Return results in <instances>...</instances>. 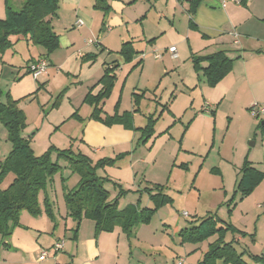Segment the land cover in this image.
<instances>
[{
	"label": "rangeland",
	"instance_id": "374dc122",
	"mask_svg": "<svg viewBox=\"0 0 264 264\" xmlns=\"http://www.w3.org/2000/svg\"><path fill=\"white\" fill-rule=\"evenodd\" d=\"M107 1L111 2V0ZM123 1L129 6L125 11L128 15L124 18L138 23L145 18L143 25L149 34H157L163 30L171 19V15L168 14L167 18L161 16L173 11L171 2L165 4V0ZM9 3L16 10L20 8L15 0H10ZM95 3L96 0H82L84 12L94 21L92 33L87 34L84 30H88L87 24H84L81 29L70 27V30H73L70 33L65 31L64 28L69 25L71 9L74 7L72 4L63 2L60 8L63 19L58 20L54 17L52 19L55 32H59L62 38L67 36L73 41L77 39L74 33L77 31L85 47L87 45L97 47L100 41L97 34L106 33L104 28L108 22L107 16L104 17L103 14L108 13L101 7H96ZM147 10L148 15L143 17ZM174 12L176 13L174 24L179 30H183L186 28L187 15L179 7ZM159 22H161L160 26ZM201 37L198 32H193L189 40L190 44ZM163 38L158 40L160 47L157 51H153L146 41L136 42L137 48H143L139 57H142L143 64L145 63L144 70L141 72V64L134 65L135 59L130 62H121L114 72L111 90L101 105L102 115H110L112 118L113 123L107 126L121 124L134 133L133 140L127 149L129 152L116 151L114 157L110 156L114 159L113 165L96 169L97 175H105L109 179L104 184L109 191L108 200L117 199L118 209H123L130 204H134L139 209H153L149 218L139 223L131 236H127L119 228L121 240L118 249L116 234L114 237L116 251L120 254L116 253L107 264H126L127 262L129 264H171L172 260L175 262L179 258L183 259L184 264H197L207 248L218 240L232 242L234 248L247 262H250L248 255L264 257V183L258 186L259 183L248 195L241 196L239 192L235 193L243 161L250 160L251 155L247 154V150L255 149L252 147L254 141L252 138L256 136L259 141L260 132L257 129L255 133L254 130L248 137V133L239 130L238 123L232 122L229 126V120L223 113L215 116L204 112L202 108L205 103L201 99L197 85L204 79L201 69L196 70L191 59L184 57L185 61H183L181 57L169 58V53L164 50L169 46V42L164 44L161 42ZM28 43L23 41L14 43L17 45L14 59L20 62L17 66L24 64L30 56L37 54L32 50L35 47L34 44ZM175 45L178 49L177 53L186 49L184 43ZM11 47L0 53L1 61H3L1 58L4 53ZM62 47L59 48L58 41L55 51L63 49ZM53 51L49 52L47 57H50ZM161 51H164L162 58L156 59L154 54L162 53ZM62 56L59 54V57ZM88 60L90 58L83 56L80 61L83 63ZM77 65H79V58L69 67L68 74L57 72L53 67H49L47 68L49 77L43 73L37 76L38 79L29 73L34 80L37 79L34 84L35 91L32 93L34 95H26L17 100L26 123L22 131L23 134L26 133L31 137L30 146L34 149L35 155L43 154L40 150L46 144L47 128L40 130L43 119L50 123L57 115L67 114L69 106L72 105V112L75 111L80 115L91 113V106L82 99L89 89L76 80ZM12 74L14 73L7 70L0 77L1 98L4 100L7 92L12 97L6 89L8 83L6 80L13 76ZM67 87L71 89L72 105L69 102L61 104ZM92 87L93 85L90 86L89 91L96 94L98 88L92 91ZM60 104L61 107L57 110ZM75 113L71 115L72 118L76 117ZM130 113L134 115L133 121ZM129 116L130 119L127 120ZM151 119H153L152 130L148 131L146 125ZM55 138L56 136L52 137V141ZM49 144L50 142L47 141V146ZM62 144L69 147L68 143ZM77 146L82 147L80 142L73 143L71 147ZM88 154L95 159L102 158L101 153L88 152ZM55 155L52 153L51 159L56 160L60 168L53 174L50 184L47 185L46 194L52 203L54 215H57L58 210L62 211L65 206L64 192L73 190L80 177L77 172L70 169L65 159ZM131 164L132 172L127 181L129 173L126 169ZM106 167H112L110 169L113 170L108 171L109 173L105 172ZM155 186L160 190H156ZM148 188L149 191H146ZM158 191L169 200L156 205L149 193L155 194ZM44 196V191L41 189L37 195L40 209H44ZM22 213L28 215L29 212L23 209L20 212L19 221ZM208 216L214 217L217 221L212 232L195 241L182 239L180 236L182 229L199 226L200 222ZM83 219L93 221L90 218ZM55 223L52 225V230L55 229ZM58 224L61 225L60 222ZM228 225H232L235 229L227 227ZM112 231H105V233L110 234ZM73 235L74 231L67 230V233H64L65 240L72 241ZM2 245H4L3 242ZM118 255L120 258L117 260ZM66 257L65 251L62 252L59 263L64 264L67 261Z\"/></svg>",
	"mask_w": 264,
	"mask_h": 264
},
{
	"label": "crops",
	"instance_id": "0c3cea01",
	"mask_svg": "<svg viewBox=\"0 0 264 264\" xmlns=\"http://www.w3.org/2000/svg\"><path fill=\"white\" fill-rule=\"evenodd\" d=\"M9 1L0 0V18H4L6 6H10ZM15 1L18 2V7L21 8L23 0ZM62 2L72 4L74 7L71 9L68 19L69 25L64 28L65 31L70 33L73 31L70 30V27L81 29L84 24H87L88 30H84L87 31V34L92 33L94 21L84 12L83 9L85 7L82 5V0H59V9L53 17L58 20L63 19L62 9H60ZM169 2H171L173 11L171 13L170 11L166 12V14H162L161 16L167 18L168 14L171 15V19L164 26L163 30L157 32V34H149L143 25L145 18L139 23L135 22V20L124 18L125 15H128L125 14V11L129 6L123 0H111L109 3L105 0L103 5H107L108 10H103L108 14L103 15L104 17L107 16L108 22L106 28H104L106 33L97 34L100 39L97 47L88 45L85 47L82 44L81 35L77 31L74 32L77 39L73 41L67 36L62 38L59 32H55L58 35L59 48L63 46V49L54 50L52 55L47 57L43 47L34 45L35 47L32 50L37 54L30 56L24 64L17 66L20 62L14 59L15 53H17V45L14 44L11 49H8L4 53L3 58H1L3 61L0 60V77L7 70L14 73L12 74L13 76H10L6 80L8 82L6 89L14 99H21L26 95H31L36 88L34 84L37 82L38 77L34 80L31 74H29L28 63L30 61L45 57L48 60L47 68L53 67L57 72L68 74L69 67L79 58L76 74L77 82L85 84V87L89 90L90 86L93 85L92 91L97 88V91H99L101 88L99 80L103 76L107 66L117 64L118 68L121 62H130L132 59H135L134 65L139 63L138 65L141 64V72L144 70L145 63L143 64V58L139 57L143 48H137L135 46L136 42L143 43L146 41L153 51H157V48L160 47L158 40L163 37L161 42L164 44L165 42H169L168 47L172 45L176 47V43L179 45L184 43L186 49L184 48L177 53L175 58L171 57L168 47L163 46L166 48L164 50L169 53V58L179 59L181 57L183 61H185L184 57L185 59L192 60L193 56L223 50L232 59L230 71L214 86L208 85L205 78L199 81V84H197L199 94L201 95V99H203V103L207 102L210 104L215 116L223 113L228 118L229 126L232 122L238 123L237 127H239V130L248 133V137H250L252 131L255 130L256 133L259 130V141L256 136H253L252 147L255 149L247 150V154L251 155L249 161L252 165L264 172V134L257 128L259 121L264 120V116L254 118L249 112L250 106L255 102L264 107V0H246L244 4L228 1L225 6H222L221 0H201L194 13H190L189 11L190 0H165V4ZM10 7L13 8L12 6ZM177 7L187 15L186 28H183V30H179L174 24L176 16L174 10ZM148 12L147 10L143 14V17H146ZM53 17L50 20L52 27ZM76 18L77 20H82V25L78 26L76 24ZM160 23H158L159 26ZM101 24H104V19L103 21L101 20ZM149 29L152 30V28ZM193 32H198L202 37L190 44L189 40ZM233 33H236L237 36L235 37ZM20 41L29 44V41L25 38L16 39L15 43L17 44ZM127 41H131L132 47L135 50L129 61H126L122 54H120L122 44ZM177 50L176 47V52ZM161 52H156L161 54L160 58H156L155 54L154 57L161 59L164 51ZM59 54L63 56L59 57ZM87 55L90 57V60L81 63V58L83 56L87 57ZM4 65L9 66L6 67ZM206 65L207 62L200 63L202 67ZM117 68H115L114 72ZM45 74L48 77L50 75L47 70ZM186 86L188 85L186 84ZM194 86L196 87V84ZM67 88L61 104L69 102L72 105L70 97L71 89L70 87ZM89 90L84 96L90 92ZM36 96L38 97L39 94L37 93ZM1 100L5 101L2 98ZM61 104L57 110H59ZM72 110L73 105L69 106L67 114L57 115L54 118L55 120H51L50 123H47L43 119L40 130L47 128V138L45 139L46 144L40 150L42 151L41 153L45 152L48 146L66 149L71 146L73 147V143L76 142H80L82 147H71L72 150L81 152L89 157L91 156L88 152L101 153L102 158L103 156L114 157L116 151L123 152L124 150V152H129L127 149L134 137V133L130 130L125 129L121 124L107 126L102 121L91 118V113L80 115L76 112L78 119L76 117L72 118L71 115L75 113ZM100 117H105L102 115V112ZM133 118L134 115H132V121ZM22 136L31 138L28 134H23V131ZM55 136V140L52 141L51 138ZM47 141L50 142L48 146ZM62 143H68L69 147L63 146L66 144ZM10 150L11 142L8 139V132L0 121V162L4 160ZM91 159L94 161L98 160L92 157ZM110 168L112 167H106L105 172L113 170ZM126 171L129 173V178L126 179L128 181L132 172V164L130 167H127ZM14 177L15 175L9 172L0 182V189H6ZM117 178L119 179V177ZM263 183L264 178L258 186H261ZM54 223L55 229L52 230ZM74 226L75 222L67 216L65 206L62 211L58 210L57 215H54L53 219L45 214L31 215L28 213L26 215V213H22L19 224L13 228L12 232L7 237H1L0 235V264H60L59 261L64 251L67 256V261L64 264H107L108 260L118 253L116 251L114 234H116L118 249V244H120L121 240L119 227H115L110 234L105 233V231L96 233L95 222L84 221L83 219L78 226L76 234L74 233L72 241L65 240L64 233H67V230L70 229L73 231ZM61 233H63L62 236ZM60 240H63V247L56 251L54 250V244ZM2 242L4 245H2ZM42 250H46L47 254L43 259H39ZM119 258L120 256L118 255L117 260ZM126 264L129 263L127 262ZM213 264L225 263L222 259H218Z\"/></svg>",
	"mask_w": 264,
	"mask_h": 264
},
{
	"label": "trees",
	"instance_id": "16d2710c",
	"mask_svg": "<svg viewBox=\"0 0 264 264\" xmlns=\"http://www.w3.org/2000/svg\"><path fill=\"white\" fill-rule=\"evenodd\" d=\"M200 1L190 0V13H194ZM245 1L241 0V4H244ZM102 3L104 0H96L95 6L108 10V6H102ZM58 7L59 0H23L22 7L18 10L6 6L4 18H0V53L10 48L16 39L21 38L43 47L46 54L55 50L58 47V35L53 30L50 20L56 14ZM134 53L131 41L122 44L120 54L126 61L131 60ZM87 57L90 58L88 55ZM192 61L196 70L201 69L206 83L210 86L216 85L232 66V59L223 50L193 56ZM201 62H207V65L202 67L200 66ZM117 66V64L107 66L99 80L100 90L96 94L88 92L84 98V101L92 106L90 117L102 121L106 125L113 122H111L110 116L100 117L101 105L111 90L114 70ZM1 96L2 90L0 89V121L8 132L11 150L0 162V182L9 172L15 175L6 189H0L1 237H7L19 224V215L23 209L31 215H40L45 212L51 219L54 218L52 203L46 194V187L50 184L53 174L59 170L60 165L56 160L51 159L52 153L56 154L55 157L65 159L70 169L77 172L80 177L73 190L64 192L67 216L75 222L74 233L77 232L83 218H90L95 222L96 233L110 232L115 227H119L124 234L131 236L135 227L149 218L153 209H139L134 204L118 209L117 199L108 200L109 191L104 187V184L109 179L97 175L96 169L113 165L114 159L104 157L93 162L87 155L75 152L71 147L58 149L54 146H50L41 155H35L30 146V139L22 136V130L26 123L24 114L18 107V100L12 98L8 92L5 95V101L1 100ZM136 103L138 104V100ZM211 113L213 114V111ZM75 116L78 117L76 113ZM152 120H149L150 123L146 125L148 131L152 130ZM257 128L264 134V120L259 121ZM263 178L264 172L244 159L235 193L239 192L241 196L248 195ZM41 189L45 194L43 197L44 209H40L37 201V195ZM155 189L160 190L156 186ZM146 191H149V188ZM159 192L149 193L156 205L169 200ZM215 222L217 221L214 217L208 216L200 222L199 226L182 229L180 236L189 241H195L197 238L202 239L214 230ZM227 227L235 229L232 225ZM248 257L250 262H247L243 255L237 252L232 242L218 240L207 248L197 264H213L218 259H222L225 264H264V257L256 255H248Z\"/></svg>",
	"mask_w": 264,
	"mask_h": 264
},
{
	"label": "built area",
	"instance_id": "2783aa9c",
	"mask_svg": "<svg viewBox=\"0 0 264 264\" xmlns=\"http://www.w3.org/2000/svg\"><path fill=\"white\" fill-rule=\"evenodd\" d=\"M228 1H232L236 4H241V0H221L222 6H225ZM82 23L83 22L81 19H78L76 22V24L78 26L82 25ZM233 35L235 37L237 36L236 33H233ZM90 42H92V41H90ZM168 52L170 53L172 58H175L177 56L176 47L174 45L168 47ZM155 57L160 58L161 54L155 53ZM47 66H48L47 59L45 57H41V58H38L36 60L30 61L28 63V70L32 74L33 77H37L43 73H46ZM202 110L206 113H211V111H212L210 104L207 102H205ZM249 111H250L251 115L255 118L264 116V107L262 105H259L256 102L250 106ZM62 247H63V240H60L54 244V250H56V251L62 249ZM46 254H47V251L42 250L39 259H43L46 256ZM173 264H184V261H183V259L179 258L178 260L173 262Z\"/></svg>",
	"mask_w": 264,
	"mask_h": 264
}]
</instances>
